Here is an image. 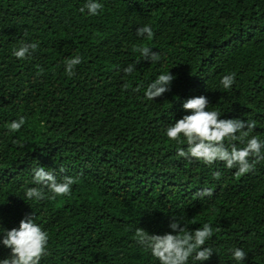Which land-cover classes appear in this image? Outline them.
<instances>
[{
  "label": "trees",
  "instance_id": "1",
  "mask_svg": "<svg viewBox=\"0 0 264 264\" xmlns=\"http://www.w3.org/2000/svg\"><path fill=\"white\" fill-rule=\"evenodd\" d=\"M85 2L0 0V231L33 212L50 236L40 264H159L135 230L170 232L173 217L190 231L211 224L203 264H238L234 248L247 254L239 264H264V161L236 177L222 162L177 157L165 135L182 103L205 95L208 110L254 120L251 135L264 140V0H98L96 16L79 11ZM144 25L153 38L136 35ZM22 43L39 46L20 60L12 53ZM145 46L161 59L144 61L134 49ZM76 55L69 77L64 61ZM169 72L171 91L146 100ZM20 116L25 125L9 132ZM38 166L75 177L71 194L27 199ZM205 188L211 198H193ZM9 251L0 244V259Z\"/></svg>",
  "mask_w": 264,
  "mask_h": 264
},
{
  "label": "clouds",
  "instance_id": "2",
  "mask_svg": "<svg viewBox=\"0 0 264 264\" xmlns=\"http://www.w3.org/2000/svg\"><path fill=\"white\" fill-rule=\"evenodd\" d=\"M102 8L103 5L98 0H86L79 11L88 16H96L100 14ZM136 35L151 39L154 33L151 26L144 25L137 28ZM38 46V43H22L12 54L23 60L31 57ZM134 50L140 53L144 61L158 62L161 59L159 52H154L149 47H137ZM81 62L82 58L79 55L65 60L66 74L69 77L73 76L75 67ZM123 71L125 75H130L134 71V64H129ZM174 79L176 77L171 72L161 73L148 84L143 93L144 98L153 101L170 92ZM234 83L235 73L224 75L220 79L224 90H230ZM140 89L141 86H137L134 91L139 92ZM209 104V99L205 95L186 99L182 103V109L186 114L165 129L168 140L177 144V157L189 162L200 161L209 166L222 162L226 169H236L234 172L236 177L253 171L258 163L264 161V140L257 135H251L256 128V122L239 118L221 119L219 111L208 110ZM25 123V117L20 116L11 121L7 129L11 133L19 132ZM237 141L244 146L237 147L235 143ZM32 172V182L37 187L27 188L25 196L29 200L40 201L46 198L54 200L70 195L72 185L77 182L76 178L71 176L57 179L53 171L46 170L43 166L33 168ZM221 177L222 173L218 170L212 173L214 180H220ZM213 194V189L205 188L197 191L193 198H211ZM169 228L171 231L164 234H150L144 228L138 227L135 230L136 242L150 250L152 257L159 264H189L190 259L193 264L195 262L203 264L204 261L210 260L214 253L213 249L205 246L213 236L210 223H204L202 227L190 231L172 217ZM49 239V233L35 222L33 212L25 214L18 227L11 229L3 227L0 231V244L10 250L6 257L0 259V264H40L42 257L47 255ZM229 251L232 259L238 264L247 258L242 248Z\"/></svg>",
  "mask_w": 264,
  "mask_h": 264
}]
</instances>
